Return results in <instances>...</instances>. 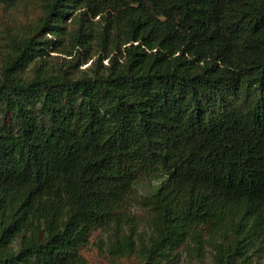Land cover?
<instances>
[{"label": "trees", "instance_id": "16d2710c", "mask_svg": "<svg viewBox=\"0 0 264 264\" xmlns=\"http://www.w3.org/2000/svg\"><path fill=\"white\" fill-rule=\"evenodd\" d=\"M40 7L0 67V264H85L110 226L140 264H264V0Z\"/></svg>", "mask_w": 264, "mask_h": 264}, {"label": "rangeland", "instance_id": "374dc122", "mask_svg": "<svg viewBox=\"0 0 264 264\" xmlns=\"http://www.w3.org/2000/svg\"><path fill=\"white\" fill-rule=\"evenodd\" d=\"M41 14L40 0H28L15 7H1L0 8V67L1 61L8 51L7 39L9 34L21 33L28 30ZM62 55V54H58ZM90 62L84 63L80 69H86ZM148 184H141L137 190L139 195L147 192ZM125 211L126 218L122 228H127L130 221H135L138 224L139 232L149 237L151 234L148 226V211L143 209L138 204H131ZM114 233L112 226L103 229L99 228L92 232L90 242L83 246L80 251L85 258V264H140V260L135 255L121 257L116 256L110 252V241ZM194 251H184L175 264H213L212 254L209 252L204 260L199 259ZM260 257L264 263V249L260 252Z\"/></svg>", "mask_w": 264, "mask_h": 264}]
</instances>
